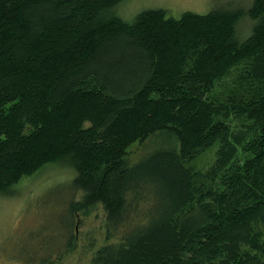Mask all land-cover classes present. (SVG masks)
<instances>
[{
	"label": "trees",
	"instance_id": "obj_1",
	"mask_svg": "<svg viewBox=\"0 0 264 264\" xmlns=\"http://www.w3.org/2000/svg\"><path fill=\"white\" fill-rule=\"evenodd\" d=\"M122 1L0 0V195L67 163L69 252L100 209L94 264H264V0L132 22Z\"/></svg>",
	"mask_w": 264,
	"mask_h": 264
},
{
	"label": "rangeland",
	"instance_id": "obj_2",
	"mask_svg": "<svg viewBox=\"0 0 264 264\" xmlns=\"http://www.w3.org/2000/svg\"><path fill=\"white\" fill-rule=\"evenodd\" d=\"M255 0H124L112 10L126 22L147 10L164 9L168 17L180 19L186 12L208 14L216 9L248 11ZM252 22L241 19L238 35L245 39ZM223 92L215 90L220 96ZM173 143L172 137L158 134L144 143H136L129 149L128 162L134 164L160 146ZM216 148L207 150L193 163L205 169L214 160ZM76 173L67 163L46 166L36 175L23 180L12 193L0 195V264H94V253L104 230L102 210L82 211L77 224L79 240L69 252L68 233L70 224L67 204H70L71 186ZM75 193L74 199L79 200ZM67 212V213H66ZM76 225V217L74 220ZM64 226V227H63Z\"/></svg>",
	"mask_w": 264,
	"mask_h": 264
}]
</instances>
